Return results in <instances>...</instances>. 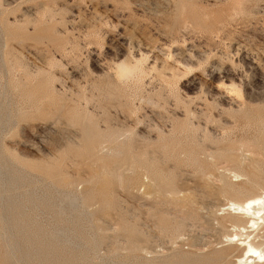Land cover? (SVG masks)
<instances>
[{
	"label": "rangeland",
	"instance_id": "obj_1",
	"mask_svg": "<svg viewBox=\"0 0 264 264\" xmlns=\"http://www.w3.org/2000/svg\"><path fill=\"white\" fill-rule=\"evenodd\" d=\"M262 161L264 0H0V264H241Z\"/></svg>",
	"mask_w": 264,
	"mask_h": 264
},
{
	"label": "bare ground",
	"instance_id": "obj_2",
	"mask_svg": "<svg viewBox=\"0 0 264 264\" xmlns=\"http://www.w3.org/2000/svg\"><path fill=\"white\" fill-rule=\"evenodd\" d=\"M122 65H123V62H122ZM129 67H130V69L132 68L131 66H129ZM129 67H128L127 64H126V66L124 65V66L122 67V70H123L124 72H129ZM130 72H132V71H130ZM86 141H87V139H86ZM97 142H98V141H97ZM90 143H91V142H90ZM95 143H96V142L93 143V141H92V146H93V144H95ZM90 146H91V144H90ZM262 163H264V161H262ZM262 163H261V164H262ZM261 164H260V165H261ZM0 166H1V165H0ZM261 167H262V165H261ZM263 167H264V166H263ZM256 169H258V168H256ZM262 169L264 170V168H262ZM47 170H48V169H47ZM44 171H46V170H44ZM49 171H51V170H49ZM49 171H48V172H49ZM261 171H262V170H261ZM97 174H98V173H97ZM233 174H237V173H233ZM260 174H261V173H260ZM45 175H46V173H45ZM52 176H53V173H52ZM237 176H238V175H237ZM263 176H264V174H263ZM15 177H16V176H15ZM53 177H54V176H53ZM55 177H57V176L55 175ZM9 178H10V177H9ZM50 178H51V177H50ZM59 178H60V177H59ZM63 178H64V177H63ZM238 178H239V177H238ZM57 179H58V178H57ZM57 179H56L55 181H58V182L60 183L61 180H57ZM60 179H61V178H60ZM161 179H162V178H161ZM52 180H53V178H52ZM62 180H63V179H62ZM64 180H65V179H64ZM93 180H94V179H93ZM69 181H70V180H69ZM135 181H136V179H135ZM164 181H165V180H164ZM10 182H11V181H10ZM133 182H134V180H133ZM133 182H132V183H133ZM166 182H167V181H166ZM166 182H164V183H165V186H167V184H169V183H166ZM170 182H171V180H170ZM11 183H12V182H11ZM63 183H64V182H63ZM226 183H227V182H226ZM61 184H62V183H61ZM66 184H67V182H66ZM101 184H102V183H101ZM106 184H107V186L110 185L109 187L111 188V184H108L107 182H106ZM161 184L163 185V181H162ZM173 184H174V183H173ZM162 185H160V186H162ZM171 185H172V183H171ZM7 186H8V185H7ZM9 186H11V185H9ZM13 186H14V185H13ZM13 186H11V187H13ZM107 186L105 185V187H107ZM163 186H164V185H163ZM165 186H164V187H165ZM169 186H170V185H169ZM225 186H227V185H225ZM229 186H230V184H229ZM0 187H1V185H0ZM102 187H104V186H102ZM105 187H104V188H105ZM171 187H172V186H171ZM173 187H174V186H173ZM231 187H232V186H231ZM1 188H2V187H1ZM3 188H5V187H3ZM14 188H16V187H14ZM96 188H97V187H96ZM104 188L102 189V188L99 186V189H98V190H99V191H100L101 189L104 190ZM110 188H105V190H106V189H110ZM165 188H166V187H165ZM169 188H170V187H169ZM92 189H93V187H92ZM166 189H167V188H166ZM231 189H232V188H231ZM1 190H2V189H1ZM8 190H9V189H8ZM14 190H15V189H14ZM14 190H13V191H14ZM98 190H97V191H98ZM95 191H96V189H95ZM95 191H93V192H95ZM97 191H96V192H97ZM106 191H107V190H106ZM106 191H105L104 194H106L107 192H109V191H107V192H106ZM7 193H8V192H7ZM90 193H92V192H90ZM101 193H103V192L101 191V192L98 193L100 197H101V195H102ZM27 194H28V193H27ZM47 194H49V192H48ZM96 194H97V193H96ZM98 194H97V195H98ZM100 194H101V195H100ZM108 194L110 195L111 193L109 192ZM12 195H13V194H12ZM23 195H25V194H23ZM29 195H31V194L29 193ZM87 195H88V194H87ZM97 195H95V196H97ZM109 195H108V196H109ZM48 196H49V195H48ZM48 196H47V198H48ZM65 196H67V195H65ZM89 196H91V195H89ZM89 196H88V199L90 198ZM92 196H93V198H94V194H93ZM99 196H97V197H99ZM105 196H107V195H105ZM105 196L103 195L102 197H105ZM108 196H107V197H108ZM29 197H30V196H28V198H29ZM31 197H32V195H31ZM71 197H72V196H71ZM86 197H87V196H86ZM107 197H106V198H107ZM0 198H1V197H0ZM65 198H70V196H69V197H65ZM15 199H16V198H15ZM26 199H27V198H26ZM26 199H25V197H24V201H25ZM33 199H35V198H33ZM33 199H31V200H33ZM74 199H75V197H73V201H74ZM86 199H87V198H86ZM98 199H99V198H98ZM108 199H109V198H108ZM108 199H107V202L109 201ZM8 200H9V199H8ZM16 200H17V199H16ZM21 200H22V199H21ZM38 200H39V199H38ZM38 200H36V201H38ZM41 200L43 201L44 198L41 199ZM47 200H48V199H47ZM65 200H66V199H65ZM67 200H68V199H67ZM89 200H90V199H89ZM94 200H95V199H94ZM11 201H13V200L11 199ZM26 201H27V200H26ZM39 201H40V200H39ZM68 201L70 202L71 200H68ZM68 201H67V202H68ZM15 202H16V201H15ZM17 202H18V201H17ZM19 202H20V200H19ZM22 202H23V200H22ZM22 202H21V203H22ZM44 202H46V201H44ZM109 202H110V201H109ZM111 202H112V201H111ZM0 203H1V202H0ZM28 203H29V201H28ZM40 203H41V202H40ZM48 203H50L49 200H48L47 204H48ZM101 203H104V202L101 201ZM5 204H6V203H5ZM7 204H8V203H7ZM7 204H6V205H2V204H1V205H2V206H7ZM17 204H19V203H17ZM24 204H25V206H26L27 203H24ZM30 204H31V203H30ZM30 204H29V205H30ZM42 204H43V203H42ZM42 204H40V205H42ZM45 204H46V203H45ZM47 204H46V205H47ZM71 204H72V203H71ZM108 204H110V203H108ZM108 204L106 203V205H108ZM11 205H12V204H11ZM14 205H15V204H14ZM20 205H21V204H19V206H20ZM29 205H28V206H29ZM37 205H38V203H37ZM46 205L43 204L42 206H46ZM49 205H50V204H49ZM49 205H47V206H49ZM52 205H53V202H52ZM101 205H102V204H101ZM110 205H111V204H110ZM16 206H18V205H16ZM19 206H18V207H19ZM23 206H24V205H23ZM32 206H34V205H32ZM32 206H31V207H32ZM42 206H41V207H42ZM50 206H51V205H50ZM34 207H35V206H34ZM102 207H103V206H102ZM105 207H106V206H105ZM110 207H111V206H110ZM110 207H109V208H110ZM223 207H224V210L228 209L229 212H231V213L234 214L235 216L237 215V217H238V216H239V217L241 216V217H243V219L245 218V219L241 222V224H239L240 222H238L239 225H235V227H238L239 231H240V230H246V229L249 228V227H251V228L253 227V228H255V229H258L259 226H260L261 224H264V190H262V192L259 193V194H256V193H255V195H253V196H251V197H248V198H246V199L243 200V201H239V200H238V201H237V200H230V201H228V203H227L225 206H223ZM223 207H222V208H223ZM1 208H2V207H1ZM8 208H9V206H8ZM15 208H16V207H15ZM15 208H14V209H15ZM20 208H21V207H20ZM38 208H39V207H38ZM38 208L36 207V209H38ZM43 208H45V207H43ZM43 208H42V209H43ZM46 208H47V207H46ZM49 208H50V207H49ZM49 208H47V209H49ZM51 208H52V207H51ZM53 208H54V206H53ZM53 208H52V209H53ZM2 209H3V208H2ZM28 209H30V208L28 207ZM42 209H41V210H42ZM3 210H4V209H3ZM16 210H17V209H16ZM16 210H15V211H16ZM18 210H19V209H18ZM34 210H35V209H33L31 212H33ZM41 210H40V211H41ZM11 211H12V210H11ZM23 211H24V210H23ZM25 211H27V209H26ZM28 211H29V210H28ZM42 211H44V212H49L48 210H47V211H46V210H42ZM51 211H53V210H51ZM51 211H50V212H51ZM56 211H58V210H56ZM18 212H20V211H17V213H18ZM44 212H42V214H43ZM14 213H15V212H14ZM20 213H21V212H20ZM24 213H25V212H24ZM28 213H30V212H28ZM35 213H36V212H35ZM35 213H34V214H35ZM52 213H53V212H51V213H49V214H52ZM54 213H57V212H54ZM54 213H53V214H54ZM59 213H60V212H59ZM30 214H31V213H30ZM30 214H29V215H30ZM34 214H31V215H34ZM38 214H39V213H38ZM38 214H37V215H38ZM44 214H46V213H44ZM53 214H52V215H53ZM79 214H80V213H79ZM9 215H10V214H9ZM15 215H16V213H15ZM18 215H19V213H18ZM18 215H16V216H18ZM23 215H24V214H23ZM25 215H26V214H25ZM55 215H56V214H55ZM59 215H61V214H59ZM74 215H75V214H74ZM16 216H15V217H16ZM21 216H22V215H21ZM35 216H36V215H35ZM35 216H34V217H35ZM77 216H78V213H77ZM235 216H234V217H235ZM9 217H10V216H9ZM23 217H24V216H23ZM23 217H21V218H23ZM25 217L28 218L27 215H26ZM25 217H24V218H25ZM59 217H60V216H59ZM64 217H65V216H64ZM64 217H63V218H64ZM80 217H81V216H80ZM16 218L18 219V217H16ZM19 218H20V215H19ZM27 218H25V219H27ZM29 218L31 219V216H30ZM32 218H33V217H32ZM53 218H56V217H53ZM10 219H12V218H10ZM14 219H15V218H14ZM14 219H13L12 221H14ZM230 219H231V218H230ZM21 220H22V219H21ZM28 220H29V219L24 220V221H28ZM34 220H35V218H34ZM54 220L56 221V219H54ZM57 220L61 221L59 218H57ZM62 220H63V219H62ZM12 221H11V222H12ZM24 221H22V222H24ZM32 221H33V220H32ZM63 221H65V219H64ZM63 221H62V222H63ZM67 221H68V220H67ZM233 221H235L234 223L237 222L236 220H233ZM16 222H17V221H16ZM18 222H20V221L18 220ZM29 222H31V221H29ZM36 222H37V220H36ZM77 222H78V220H77ZM244 222H245V223H244ZM9 223H10V222H9ZM25 223L27 224V222H25ZM33 223H34V221H33ZM33 223L31 222V224H33ZM37 223H38V222H37ZM55 223H56V222H55ZM66 223H67V222H66ZM66 223H65V224L63 223L64 227L66 226ZM11 224H12V223H11ZM29 224H30V223H29ZM56 224L58 225V222H57ZM78 224H79V223H78ZM8 225H9V224H8ZM23 225H24V226H22V227H25V224H24V223H23ZM35 225H36V224H35ZM61 225H62V223H61ZM72 225H73V224H72ZM72 225H71V226H72ZM29 226H30V225H29ZM31 226H32V225H31ZM37 226H38V225H37ZM37 226H36V227H37ZM41 226H44V225L41 224V225L39 226V228H40ZM10 227H11V225H10ZM55 227H56V225H55ZM55 227H54V228H55ZM61 227H62V226H59V228H61ZM66 227H67V226H66ZM73 227H75V226H73ZM80 227H81V225H80ZM80 227H79V228H80ZM12 228H13V227H12ZM20 228H21V226H20ZM26 228H27V227H26ZM42 228H43V231H44V228H45V227H42ZM59 228H58V230H59ZM67 228H68V227H67ZM75 228H76V227H75ZM77 228H78V227H77ZM77 228H76L75 230H77ZM79 228H78V229H79ZM125 228H126V226H125ZM21 229H22V228H21ZM46 229L48 230V228H46ZM46 229H45V230H46ZM50 229H51V228H50ZM50 229H49V230H50ZM73 229H74V228H73ZM25 230H26V229H25ZM25 230H23V234H24V231H25ZM31 230H32V232H33L34 229H31ZM49 230L47 231L49 234H50V232H53V231H50V232H49ZM71 230H72V229H71ZM128 230H129V229H128ZM251 230H252V229H251ZM262 230H264V229H262ZM14 231H15V230H14ZM28 231H30V228H29ZM28 231H26V232H28ZM35 231H36V230H35ZM35 231H34V232H35ZM59 231H60V230H59ZM63 231H64V230H63ZM65 231H66V229H65ZM80 231H83V230L80 229ZM80 231H79V233H80ZM131 231H132V230H131ZM131 231H129V236H131V235H130V232H131ZM254 231H255V230H254ZM19 232H20V231H19ZM32 232L30 231V233H32ZM44 232H46V231H44ZM54 232H56V230H55ZM77 232H78V231H77ZM127 232H128V231H127ZM252 232H253V231H252ZM258 232H259V231H258ZM260 232H261V231H260ZM9 233H10V232H9ZM11 233H12V232H11ZM16 233H17V232H16ZM28 233H29V232H28ZM41 233H42V232H41ZM41 233H40V234H41ZM48 233H47V234H48ZM13 234H14V233H13ZM18 234H19V233H18ZM40 234L37 233V235H40ZM43 234H44V233H43ZM49 234H48V236H49ZM52 234H53V233H52ZM55 234H57V232H56ZM65 234H66V233H65ZM131 234L133 235L132 232H131ZM253 234H254V233H253ZM25 235H26V234H25ZM25 235H24V237H25ZM29 235H31V234H29ZM44 235H46V233H45ZM58 235H59V234H58ZM127 235H128V234H127ZM135 235H136V234H135ZM250 235H251V234H250ZM250 235H245V237H239V233H238V234H237V233H234V234H232V235L230 234V236H227V240H228L229 242H236L238 245L241 246V248H243V254L240 255V257L238 256V260H237V261H239V263L241 262V264H264V248H262L261 246H257V245L255 244V242H253L252 238H250ZM259 235H260V234H259ZM259 235H258V236H259ZM11 236H12V235H11ZM34 236H35V234H34ZM51 236H52V235H51ZM56 236H57V235H56ZM56 236H55V237H56ZM80 236H81V235H80ZM258 236H257V237H258ZM26 237H27V235H26ZM26 237H25V238H26ZM30 237H31V236H30ZM37 237H38V236H37ZM53 237H54V236H53ZM53 237H51V239H53ZM134 237H135V236H134ZM134 237H133V238H134ZM251 237H254V236H251ZM25 238H24V239H25ZM33 238H34V237H32V239H33ZM38 238H39V237H38ZM45 238H46V236L44 237V240H45ZM49 238H50V237H49ZM65 238H66V237H65ZM81 238H82V237H81ZM26 239H28V238H26ZM35 239H37V238H34L33 241H34ZM51 239H50V240H51ZM56 239H57V238H56ZM58 239H59V238H58ZM131 239H132V237H131ZM131 239H130L129 241H131ZM255 239H256V238H255ZM20 240H22V239H20ZM38 240H39V239H38ZM46 240H47V239H46ZM259 240H260V239H259ZM15 241H16V240H15ZM27 241L29 242V240H27ZM31 241H32V240H31ZM33 241H32V242H33ZM40 241H41V239H40ZM40 241H37V242L39 243ZM48 241H49V239H48ZM54 241H55V239H54ZM54 241H53V243H54ZM59 241H60V240H59ZM62 241H65V240H61V242H62ZM68 241H69V240H68ZM68 241H65V243L68 242ZM132 241H134V240L132 239ZM12 242H13V240H12ZM28 242H27V245H28ZM35 242H36V241H35ZM35 242H34V243H35ZM37 242H36V243H37ZM57 242H58V241H57ZM61 242H60V243H61ZM41 243H43L42 246L39 247V246L37 245V246L40 248L39 250H42L41 247H43V248L46 249V247H44V244H45L46 242L44 243V242L42 241ZM47 243H48V242H47ZM47 243H46V244H47ZM53 243H52V245H54ZM63 243H64V242H63ZM63 243H62L61 245L64 246ZM77 243H78V242H77ZM92 243H93V242H92ZM24 244H25V243H24ZM30 244H32V243H30ZM30 244H29V245H30ZM39 244H40V243H39ZM57 244H58V243H57ZM66 244H67V243H66ZM78 244H80V243H78ZM132 244H133L134 246L136 245L135 242L132 243ZM132 244H130V245H132ZM22 245H23V244H22ZM29 245H28V246H29ZM50 245H51V244H50ZM50 245H49V247H50ZM58 245H60V244H58ZM73 245H74V244H73ZM73 245H72V246H73ZM133 245H132V246H133ZM233 245H234V244H233ZM262 245H263V244H262ZM17 246H18V245H17ZM17 246H16V247H17ZM28 246H27V247H28ZM69 246H70V245H69ZM91 246H92V245H91ZM25 247H26V246H25ZM31 247H32V245H31ZM35 247H36V246H35ZM47 247H48V246H47ZM52 247H53V246H52ZM54 247H55V246H54ZM75 247H76V246H75ZM228 247H229V246H228ZM228 247H226V248L228 249ZM58 248H59V247H58ZM63 248H64V247H63ZM63 248H61V250H62ZM68 248H69V247H68ZM70 248H71V247H70ZM73 248H74V247H72L71 249H73ZM229 248H230V247H229ZM28 249H29V248H28ZM32 249L34 250V248H32ZM35 249H36V248H35ZM50 249H51V248H50ZM56 249H57V248H56ZM71 249H70V250H71ZM218 249H219V248H218ZM222 249H223V248H222ZM23 250H25V249H23ZM29 250H31V249H29ZM29 250H28V251H29ZM54 250H55V249H54ZM54 250H53V251H54ZM59 250H60V248H59ZM59 250H56V253H58L57 251H59ZM61 250H60V251H61ZM64 250H65V248H64ZM66 250L68 251V249H66ZM74 250H75V249H74ZM80 250H81V249H80ZM224 250H226L225 247H224ZM26 251H27V250H26ZM26 251H25V252H26ZM31 251H32V250H31ZM43 251H44V249H43ZM43 251H42V252H43ZM48 251H49V249H48ZM60 251H59V252H60ZM67 251H65V253H66ZM75 251H77V249H76ZM210 251H211V250H210ZM214 251H215V250H214ZM214 251H212V252H214ZM222 251H223V250H222ZM22 252H23V251H22ZM25 252H24V253H25ZM36 252H37V251H36ZM39 252H40V251H39ZM42 252H40V254H42ZM45 252H46V251H45ZM61 252H63V250H62ZM61 252H60V254H62ZM72 252H73V251H72ZM72 252H71V253H72ZM212 252H211V253H212ZM216 252L218 253L219 251L216 250ZM27 253H28V252H27ZM29 253H30V251H29ZM37 253H38V252H37ZM50 253H51V251H50ZM50 253H49V254H50ZM54 253H55V252H54ZM67 253H69V255H68ZM67 253H66V254L70 257V255H71V254H70V251L67 252ZM214 253H215V252H214ZM214 253H213V254H214ZM217 253H215V254H217ZM220 253H222V252H220ZM225 253H226V252H224V254H225ZM52 254H53V253H52ZM63 254H64V253H63ZM63 254H62V255H63ZM72 254H73V253H72ZM74 254H75V255H74V257H75L77 253H74ZM78 254H79V252H78ZM218 254H219V253H218ZM4 255H5V254H4ZM4 255H3V257H5ZM6 255H8V254H6ZM29 255H30V254H29ZM32 255L34 256V254H32ZM47 255H48V254H47ZM47 255H46V257H47ZM57 255H59V254H57ZM62 255H61V256H62ZM81 255H82V253H81L79 256H81ZM84 255H85V254H84ZM201 255H202V254H201ZM208 255L210 256L209 252H208V254H207V257H209ZM222 255H223V254H222ZM226 255H227V254H226ZM228 255H230V253H228ZM48 256H49V255H48ZM77 256H78V255H77ZM77 256H76V257H77ZM82 256H83V255H82ZM205 256H206V255H205ZM205 256H203V257H205ZM215 256H216L217 258H218V256L220 257V255H215ZM215 256H211V257H213L212 259H214ZM3 257H2V259H3ZM26 257H27V256H26ZM26 257H25V258H26ZM31 257H32V256H31ZM40 257H41V256H40ZM40 257H39V259H40ZM42 257H43V256H42ZM46 257H45V258H46ZM53 257H54V256H53ZM59 257H60V256H59ZM59 257H58V259H59ZM63 257H65V256H63ZM72 257H73V255H72ZM85 257H87V256H85ZM183 257H184V255H183ZM189 257H190V256H189ZM207 257H205V258H207ZM216 257H215L214 261H213L212 263H210V264H222L219 260H216ZM29 258H30V257H29ZM32 258H33V257H32ZM47 258H49V257H47ZM50 258H52V257H50ZM61 258H62V257H61ZM65 258H68V257L66 256ZM78 258H79V257H78ZM80 258H81V257H80ZM179 258H180V257H179ZM192 258H195V257H192ZM192 258H191V259H192ZM198 258H199V257H198ZM4 259H5V258H4ZM27 259H28V258H27ZM39 259H38V260L33 259V260H34V261H35V260H36V261H39ZM54 259H55V257H54ZM70 259H72V258L70 257ZM83 259H84V258H83ZM83 259L81 258L82 262L84 261L83 263H86V262H85V259H84V260H83ZM176 259H177V258H175V259H173V260L171 259V260H172L173 262H177V263H178V262H179L178 260H180V259H177V261H176ZM182 259H183V258H182ZM186 259H187V260H190V258L188 259V258L186 257V255H185V260H186ZM0 260H1V259H0ZM29 260H30V259H29ZM43 260H44V258H43ZM45 260H46V259H45ZM56 260H57V258L55 259V261H56ZM67 260H68V259H67ZM74 260H75V262H76V259H74ZM77 260H78V259H77ZM174 260H175V261H174ZM185 260H184V261H185ZM187 260H186V261H187ZM198 260H202V261H203L202 257H201L200 259H198ZM1 261H2V260H1ZM10 261H11V260H10ZM10 261H9V262H10ZM34 261H33V262H34ZM62 261H63V260H62ZM70 261H71V260H70ZM78 261H79V260H78ZM167 261H168V260H167ZM181 261H182V260H180V262H181ZM202 261H201L200 263H204V262H202ZM221 261H223V260H221ZM226 261L228 262L229 259L226 260ZM226 261H225L224 264H226ZM2 262H3V261H2ZM27 262H28V260H27ZM30 262H32V261L30 260ZM44 262H45V261H43V263H44ZM50 262H51V261H50ZM56 262H57V261H56ZM56 262H55V263H56ZM58 262H60V261H58ZM64 262H66V261H64ZM150 262H151V261H150ZM192 262H193V261H192ZM197 262H199V261H197ZM0 263H1V262H0ZM36 263H37V262H36ZM47 263H48V261L46 262V264H47ZM55 263H54V261H53L52 264H55ZM68 263H69V260H68ZM73 263H74V262H73ZM73 263H72V264H73ZM83 263H82V264H83ZM87 263H88V262H87ZM141 263L144 264L145 262H144V263L141 262ZM146 263H147V261H146ZM169 263H171V261H169ZM183 263H186V262H183ZM194 263L196 264V262H193V264H194ZM200 263H199V264H200ZM34 264H35V263H34ZM37 264H38V263H37ZM41 264H42V263H41ZM44 264H45V263H44ZM61 264H62V263H61ZM63 264H64V263H63ZM69 264H70V263H69ZM148 264H149V261H148ZM150 264H151V263H150ZM152 264H154V263L152 262ZM178 264H179V263H178ZM186 264H187V263H186ZM190 264H192V263H190ZM207 264H208V263H207ZM228 264H229V263H228Z\"/></svg>",
	"mask_w": 264,
	"mask_h": 264
}]
</instances>
